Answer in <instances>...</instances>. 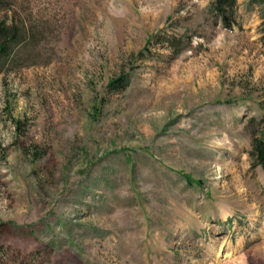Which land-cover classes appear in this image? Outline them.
<instances>
[{
	"label": "rangeland",
	"instance_id": "374dc122",
	"mask_svg": "<svg viewBox=\"0 0 264 264\" xmlns=\"http://www.w3.org/2000/svg\"><path fill=\"white\" fill-rule=\"evenodd\" d=\"M212 1L0 0V264H264V4Z\"/></svg>",
	"mask_w": 264,
	"mask_h": 264
},
{
	"label": "trees",
	"instance_id": "16d2710c",
	"mask_svg": "<svg viewBox=\"0 0 264 264\" xmlns=\"http://www.w3.org/2000/svg\"><path fill=\"white\" fill-rule=\"evenodd\" d=\"M257 3L264 4V0H254ZM236 4L237 0H213L211 2L212 12L218 16L226 27H232L236 23ZM263 23H264V10H263ZM6 38V37H5ZM12 39V36H11ZM11 39L0 43V51L5 54L9 53V43ZM175 44V43H173ZM127 80V75L122 74L111 81V90L123 88L124 82ZM125 86V85H124ZM263 125V126H262ZM259 132L252 138V149L250 156L253 159V166L261 165L264 169V118Z\"/></svg>",
	"mask_w": 264,
	"mask_h": 264
}]
</instances>
